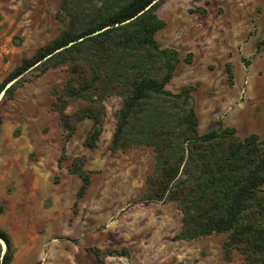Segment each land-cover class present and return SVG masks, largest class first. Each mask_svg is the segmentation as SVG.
Wrapping results in <instances>:
<instances>
[{"label":"rangeland","instance_id":"374dc122","mask_svg":"<svg viewBox=\"0 0 264 264\" xmlns=\"http://www.w3.org/2000/svg\"><path fill=\"white\" fill-rule=\"evenodd\" d=\"M58 7L59 0H0V85L60 34ZM158 15L166 27L157 39L181 57L168 89L198 84L200 132L222 121L242 138L264 139V0H166ZM20 78L15 92L0 95V230L12 243L11 264H244L238 252L225 261L226 235L176 240L182 226L176 203L141 200L154 154L146 147L110 149L119 97L105 101L97 148L85 146L93 124L86 119L66 144L60 167L65 134L52 92L63 87L67 71H27ZM78 156L93 172L82 199V181L68 171ZM124 249L129 256L96 254ZM6 251L0 239V261Z\"/></svg>","mask_w":264,"mask_h":264},{"label":"trees","instance_id":"16d2710c","mask_svg":"<svg viewBox=\"0 0 264 264\" xmlns=\"http://www.w3.org/2000/svg\"><path fill=\"white\" fill-rule=\"evenodd\" d=\"M165 1L59 0L60 34L5 78L0 95L15 92L27 71L38 76L67 71L63 87L52 92V110L65 134L60 167L66 144L86 119L93 124L85 146L97 148L107 115L105 101L119 97L122 103L110 149L127 152L146 147L154 154L141 200L177 204L182 226L176 240L226 235L225 261L231 262L238 252L244 264H264V139L257 134L242 138L222 121L216 129L201 133L193 97L198 84L168 89L181 57L176 48L164 47L157 39L166 27L158 15ZM186 60L190 63L191 56ZM72 105L76 109L68 113ZM86 163L85 156H78L68 168L82 181L78 199L92 184L93 172ZM0 239L7 245L0 264H11V240L2 230ZM96 254L129 256V251Z\"/></svg>","mask_w":264,"mask_h":264},{"label":"water","instance_id":"95a60500","mask_svg":"<svg viewBox=\"0 0 264 264\" xmlns=\"http://www.w3.org/2000/svg\"><path fill=\"white\" fill-rule=\"evenodd\" d=\"M10 85H11V84H10ZM10 85H9V86H10ZM9 86H8V87H9Z\"/></svg>","mask_w":264,"mask_h":264}]
</instances>
